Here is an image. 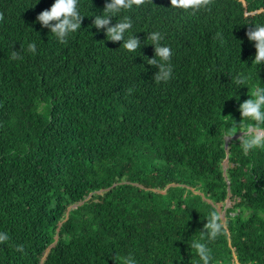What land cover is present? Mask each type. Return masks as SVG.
Here are the masks:
<instances>
[{
	"label": "trees",
	"instance_id": "obj_1",
	"mask_svg": "<svg viewBox=\"0 0 264 264\" xmlns=\"http://www.w3.org/2000/svg\"><path fill=\"white\" fill-rule=\"evenodd\" d=\"M54 2L0 0V264H203L197 238L211 264H264V149L223 139L250 127L240 105L264 87L247 37L264 0H143L122 13L142 44L132 53L93 27L108 0H80L81 29L59 43L36 22ZM152 31L172 50L160 84ZM240 72L248 84L232 83Z\"/></svg>",
	"mask_w": 264,
	"mask_h": 264
},
{
	"label": "clouds",
	"instance_id": "obj_2",
	"mask_svg": "<svg viewBox=\"0 0 264 264\" xmlns=\"http://www.w3.org/2000/svg\"><path fill=\"white\" fill-rule=\"evenodd\" d=\"M38 3H40V0H38ZM142 3L143 0H108L102 14L95 13L92 15L94 17L93 27L99 30H106V36L109 41H122L121 48L127 52H136L141 48V41L136 34L131 33L134 26L132 18L128 15H122V13L132 9L134 6H140ZM171 4L183 9H191L198 6L197 0H171ZM85 16L87 15H82L80 11V0H55L50 9L44 10L38 15L36 22L41 24L43 28L49 29L57 41L63 44L66 43L70 34H74L81 29ZM118 17L120 18L118 19ZM113 18L117 19L115 25L112 23ZM247 37L249 41L254 43L256 49L252 64L264 66V24H255L254 30H250L247 33ZM147 39L152 41L151 45L155 48V57L147 59L148 64L158 69L154 76V83L168 82L173 76V67L170 63L172 50L169 46L161 43L163 37L158 31L147 32ZM27 49L35 54L37 52L36 42L29 43ZM20 58H22L21 50L19 52L13 50L11 59L17 60ZM249 80L250 77L243 72L237 73L232 77V83L237 86L246 85ZM129 91L131 92V89ZM239 110L242 120L247 119L253 123L246 131L240 133L233 129L226 130L223 137L224 142L227 139L228 145L231 137L232 140L241 138L240 147L245 155L256 149H264V128H261V125H264V87H255L252 90L250 99L243 102ZM206 221L204 229L200 233L206 235L210 240H214L223 229L222 216L218 211L214 210ZM9 239L10 237L6 232L0 231V244H4ZM190 248L196 250L203 264H211L213 259L211 249L206 243L201 242L197 238L192 241ZM18 251H23L22 245L19 246ZM120 259L122 264H138L136 257L132 253H128Z\"/></svg>",
	"mask_w": 264,
	"mask_h": 264
},
{
	"label": "rangeland",
	"instance_id": "obj_3",
	"mask_svg": "<svg viewBox=\"0 0 264 264\" xmlns=\"http://www.w3.org/2000/svg\"><path fill=\"white\" fill-rule=\"evenodd\" d=\"M262 134V133H261ZM224 166L227 167V163L225 162L224 163ZM231 206V204H227L226 208H229ZM221 216H222V220L225 222L226 221V217H225V212H221V207L220 206H217Z\"/></svg>",
	"mask_w": 264,
	"mask_h": 264
},
{
	"label": "water",
	"instance_id": "obj_4",
	"mask_svg": "<svg viewBox=\"0 0 264 264\" xmlns=\"http://www.w3.org/2000/svg\"><path fill=\"white\" fill-rule=\"evenodd\" d=\"M232 139V138H231ZM226 149H227V151L229 150V146L228 145H226ZM227 161V160H226ZM230 202V201H229Z\"/></svg>",
	"mask_w": 264,
	"mask_h": 264
}]
</instances>
